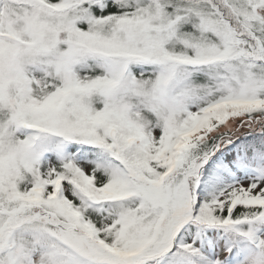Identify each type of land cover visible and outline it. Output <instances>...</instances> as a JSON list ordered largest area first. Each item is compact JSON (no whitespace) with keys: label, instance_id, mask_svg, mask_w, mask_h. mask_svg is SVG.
<instances>
[{"label":"snow or ice","instance_id":"1","mask_svg":"<svg viewBox=\"0 0 264 264\" xmlns=\"http://www.w3.org/2000/svg\"><path fill=\"white\" fill-rule=\"evenodd\" d=\"M0 264H264V0H0Z\"/></svg>","mask_w":264,"mask_h":264}]
</instances>
